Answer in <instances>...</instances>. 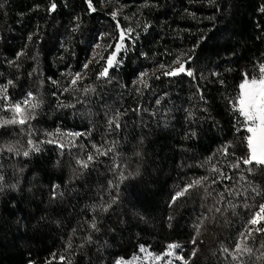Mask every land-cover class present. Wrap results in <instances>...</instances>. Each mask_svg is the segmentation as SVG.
I'll use <instances>...</instances> for the list:
<instances>
[{"label":"trees","instance_id":"1","mask_svg":"<svg viewBox=\"0 0 264 264\" xmlns=\"http://www.w3.org/2000/svg\"><path fill=\"white\" fill-rule=\"evenodd\" d=\"M92 5L0 0V264H122L174 242L188 264H264V224L248 223L264 204V165L242 163L249 133L232 104L264 64V0ZM116 6L125 19L112 18ZM117 23L138 28L111 81L97 80L104 61H93L71 88L69 73L114 48ZM180 63L193 75H163ZM29 93L39 107L4 124Z\"/></svg>","mask_w":264,"mask_h":264},{"label":"snow or ice","instance_id":"2","mask_svg":"<svg viewBox=\"0 0 264 264\" xmlns=\"http://www.w3.org/2000/svg\"><path fill=\"white\" fill-rule=\"evenodd\" d=\"M86 3L88 4V8L90 11L94 12L96 10L92 5V0H86ZM55 9H56V4L52 3L50 7V11H54ZM111 15H112V18L115 20L116 17L118 16V12L114 11ZM78 19L79 18H77V20ZM78 27H79V24H76V28ZM117 29L119 30V38L115 40L114 48L111 44H109L103 49L104 52H108V49H112L108 53L106 59L103 54H98L94 52L92 59H90L87 63H85L82 66L81 72H77L75 74H72V73L68 74L71 77L70 79L71 88L74 89L77 83L84 78V76L86 75L89 69V65L93 61H95L96 63H100L101 60L104 61V65L102 66L101 70L96 75L97 80L103 79L108 82L111 81L110 70L118 68L120 64L122 63V60L117 59V57L120 55L122 51L127 52L126 40L129 39L130 33L132 32L131 29L121 28L119 23H117ZM145 30H147V25L145 26ZM29 39H31V37H29ZM95 47L100 48V45L97 44ZM19 55L20 54H18V56ZM189 59H191V57H189ZM174 63H179V61H176ZM164 67H165L164 65H160L161 69H163ZM182 72H186L187 75L189 76L193 75V72L191 71V69L185 68L184 63H180L179 67L176 69H170L169 71H165L163 75L177 76ZM259 73L260 75L258 78L252 77L251 80H249L248 75L245 74L243 82L239 85L240 92L238 93L237 97L232 101L233 111L238 112L239 115L244 118L243 124L246 127L247 132L250 133V135L245 137L247 141V147H248V156L246 158H242V163L244 165H249V164H252L253 162H255L257 165H264V64H261L259 66ZM147 75H148L147 72L141 73L140 78H139V83L144 84L145 87L148 86L146 80L144 79V77H146ZM156 78L159 79L158 76ZM8 83L11 84L12 81H9ZM68 90H69L68 88L65 89V91H68ZM91 90L92 89L90 88L84 89L85 92H88ZM0 91H2L4 94L3 98L7 100L8 99L7 86H3V88L0 89ZM34 99L35 98L32 96V94L29 93L28 98L23 101V105L27 106V108L34 110L35 108L39 107L38 103H31V101ZM157 103H159V100L157 101ZM11 108L15 114L12 119L3 121L4 124L19 123L23 125L26 123L27 119L30 118L28 116L23 115V113L27 111V108L22 107L21 103H16L15 105H12ZM120 116H121V113L117 112L113 118L109 119L108 124L110 128L113 125L117 129L121 127L119 123ZM31 118H34V117H31ZM238 123H240V121H238ZM69 135H81V134L76 133V134H69ZM29 143L31 144V141H29ZM93 147H96V146L93 145ZM34 150H38V148ZM112 150H113L112 148H109L106 150V152H102L100 154L106 155L107 152H111ZM97 151L99 152V149H97ZM223 151L225 154H227L228 152L227 148H225ZM23 154L24 156H28L29 152L26 151ZM92 160H93V156L89 155L88 161H92ZM77 163L80 164L84 168H87L89 166L88 162H85V161H77ZM239 166H240L239 161L232 165L233 168H238ZM213 171H218V170L213 169ZM249 171H251V169H249ZM224 178L228 179L229 177H224ZM206 179L207 177H204V178L193 181L192 184L187 185L183 191L178 192L176 196L173 197V202H175V200L178 197L184 195L190 188L200 185ZM213 183H217V181L214 180ZM108 207H110V205ZM104 210L107 211V208H105ZM262 214H264V204H261L259 206V211L255 212V215L248 221V223L251 225H257L260 221H264V215ZM202 223L203 221L195 225V230H196L197 235H199L200 226ZM93 227H95L94 224H93ZM256 231L264 232V227L257 228ZM251 234H252L251 230H249L247 235L251 236ZM191 243L196 244V237L192 238ZM236 247L239 249L241 245L237 244ZM179 248H181L180 244L175 243V242L169 243L167 245L168 251L165 253V255H168V256L174 255L175 253L173 250L179 249ZM248 250L250 251V249ZM141 251H146L143 245L141 246ZM224 251L227 252L228 249L225 248ZM195 254H196V250L193 249L192 256H195ZM53 257L55 258V254H53ZM64 259L65 258L63 256L60 257L61 261H63ZM156 259L159 260L161 259V257L156 256ZM176 259L182 261L183 264H188V260H186L182 256H176ZM49 264H51V261H49ZM116 264H121V261L118 260Z\"/></svg>","mask_w":264,"mask_h":264},{"label":"rangeland","instance_id":"3","mask_svg":"<svg viewBox=\"0 0 264 264\" xmlns=\"http://www.w3.org/2000/svg\"><path fill=\"white\" fill-rule=\"evenodd\" d=\"M114 11L118 12V16L117 17H123L125 19L124 14L121 13L122 12V7L121 6H116ZM127 21H131V19H128ZM135 26H134V24L131 23V24H128L127 27H125V28L121 27V28H123V29H131L132 32L130 34H135L136 33V28H138V27H135ZM122 53H124V52L122 51L120 53V55L117 57V59H121ZM90 59H92V57ZM81 71H82V69L80 71H78V72H81ZM2 88L3 87L0 86V89H2ZM3 95H4L3 92L0 91V97H3ZM27 98H28V96L26 98H23V100H21L19 102V103L22 104V107L25 106V105H23V101L25 99H27ZM5 102H7V100H5ZM10 116L13 117L14 113H10ZM243 120H244V118H243ZM249 135H250V133H249ZM260 223L264 224V221H260L258 224H260ZM144 248L146 249V251H141V247H140L139 248V253L136 256L132 257L128 261L122 262V264H138V263H140V264H183L182 261L176 259V256H182L183 257V255H182V253H183L182 246L179 249L173 250L175 254L171 255V256L165 255V253L168 251L167 248L162 253H154V252L150 251L148 248H146V247H144ZM149 254H151V255H149ZM156 256H160L161 259H159V260L156 259Z\"/></svg>","mask_w":264,"mask_h":264}]
</instances>
